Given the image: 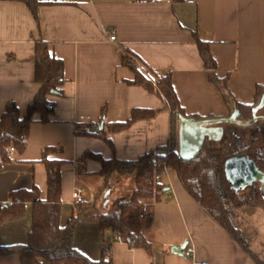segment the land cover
<instances>
[{
    "label": "crops",
    "instance_id": "1",
    "mask_svg": "<svg viewBox=\"0 0 264 264\" xmlns=\"http://www.w3.org/2000/svg\"><path fill=\"white\" fill-rule=\"evenodd\" d=\"M38 1L41 5L35 18L24 2L0 0V117L9 102H15L24 115L40 89L34 80L33 60L38 40L48 42L50 51L64 62L63 95L48 97L55 104L54 113L46 121L35 113L25 151L0 164V203L9 201L11 191L34 186L46 199L47 170L40 160L49 146H61L62 151H52L48 158L65 161L61 169L62 224L74 211L76 187L84 189V201L96 200L103 210L132 191L131 175L118 173L105 189L102 163L94 158L84 161L83 173L77 171V160L87 152L130 161L171 140V111L158 94L129 84L135 73L123 63L127 52L146 75L143 63L158 74L172 72L175 91L189 115L231 114L223 94L209 80L195 34L210 44L217 75L228 77V89L237 101L253 103L257 87L264 85V0ZM110 34L116 35L115 42ZM136 108L158 112L126 130L108 132L112 146L94 135L106 123L128 121ZM259 114L264 116V109ZM160 181L167 189L160 202L147 204L143 219L152 253L118 241L113 244L112 264H193L194 260L257 264L187 192L175 170L167 168ZM106 190L109 194L104 197ZM31 227L32 205L28 204L24 218L0 226V247L25 244ZM107 234L96 222L79 223L74 243L97 260ZM184 244L193 247V258L172 251ZM257 247L253 251L264 258V244ZM19 263L16 254L0 255V264ZM40 264L50 263L42 259Z\"/></svg>",
    "mask_w": 264,
    "mask_h": 264
},
{
    "label": "trees",
    "instance_id": "2",
    "mask_svg": "<svg viewBox=\"0 0 264 264\" xmlns=\"http://www.w3.org/2000/svg\"><path fill=\"white\" fill-rule=\"evenodd\" d=\"M24 2L38 18V0H16ZM199 52L209 74L210 82L223 94L231 113L239 110L241 119L251 120L253 107L264 93V85L257 87L253 103L244 104L232 95L228 89V77L217 75V61L213 57L209 43L195 34ZM130 52L123 55V63L129 65L135 73L131 85L145 88L158 94L171 111L172 137L167 145L157 147L135 160H121L116 157L105 159L99 154L87 152L77 160L78 172H82L84 161L94 158L102 163L100 175L105 178V189L113 184L111 176L131 175L134 187L130 193L111 201L107 210H103L97 201H81L74 203V211L65 224L61 223L62 211V166L64 160L50 159L52 151H62L61 146H49L42 155L41 162L47 170V197L37 186L30 189H17L9 194L7 203H0V226L7 222L17 221L25 217L28 204L32 205V227L25 244L0 247V255L16 254L19 264H40L42 259L50 264H112L113 244L119 238H125L127 243L135 248H143L152 253V242L143 233L141 211L144 204L160 202L167 184L157 180L156 176L164 173L167 168L176 171L179 180L187 192L197 200L232 237L251 254L257 264H264V258L253 251L250 239L242 225L240 212L253 200L262 199L261 190L256 184L252 195L246 190L235 191L225 175V162L228 158L241 154L248 155L257 166L264 171V119L251 126L225 124V134L219 142H206L199 154L191 160H185L179 155V119L178 114L201 119L199 115H189L182 107L173 84L171 71L158 74L147 68V75L135 66ZM34 80L40 84V89L22 115L15 102H9L0 117V158L2 163L12 161V155L7 151L13 146L17 153H23L29 142L33 115L41 113L43 121L54 113L55 104L50 101V95H63L64 62L51 51L48 42L36 41ZM158 110L136 108L132 117L126 122L106 123L94 135L112 146L108 132H119L131 127L142 119L153 118ZM105 110L103 109V118ZM0 163V164H2ZM96 222L100 229L108 233L105 237L101 257L91 259L77 249L74 243L75 229L79 223ZM151 223L150 218L147 225Z\"/></svg>",
    "mask_w": 264,
    "mask_h": 264
},
{
    "label": "water",
    "instance_id": "3",
    "mask_svg": "<svg viewBox=\"0 0 264 264\" xmlns=\"http://www.w3.org/2000/svg\"><path fill=\"white\" fill-rule=\"evenodd\" d=\"M264 109V93L253 107L251 120L241 119L239 110L224 117H204L196 119L191 116L178 114L179 119V155L185 160L196 157L206 142H219L225 134V124L251 126L264 119L259 112ZM225 175L235 191H244L259 184L264 196V171L246 154L230 157L225 162ZM109 192L106 194L108 196ZM108 201H106L107 203ZM187 244L173 247L172 251L184 254Z\"/></svg>",
    "mask_w": 264,
    "mask_h": 264
},
{
    "label": "rangeland",
    "instance_id": "4",
    "mask_svg": "<svg viewBox=\"0 0 264 264\" xmlns=\"http://www.w3.org/2000/svg\"><path fill=\"white\" fill-rule=\"evenodd\" d=\"M130 180L134 184L132 176L130 177ZM258 187L260 188V186ZM253 190L254 187H250L246 189V192L249 195H252ZM107 193L108 191L106 190L104 193V197ZM240 214L242 218V225L247 236L250 239L251 247L254 249V251H257V244H264V196L262 195L261 201L253 200V202L245 207L240 212Z\"/></svg>",
    "mask_w": 264,
    "mask_h": 264
},
{
    "label": "built area",
    "instance_id": "5",
    "mask_svg": "<svg viewBox=\"0 0 264 264\" xmlns=\"http://www.w3.org/2000/svg\"><path fill=\"white\" fill-rule=\"evenodd\" d=\"M109 39L111 41L115 42L116 41V35L110 34ZM87 132H90V129H87ZM7 151H8V153L10 155H14L16 153L15 148L13 146L8 147ZM0 163H2L1 158H0ZM160 177H161V174L157 175L156 176V179L157 180H160ZM73 199H74L75 202L84 201L85 200L84 189L81 188V187H76L74 189V192H73ZM146 212H147V204H144L143 207H142V211H141V219L142 220L145 218ZM119 242L126 243L127 241H126L125 238H119ZM184 254L188 258H193V255H194V249H193V247H186ZM193 264H208V263L207 262H204V261H196V260H194V263Z\"/></svg>",
    "mask_w": 264,
    "mask_h": 264
}]
</instances>
